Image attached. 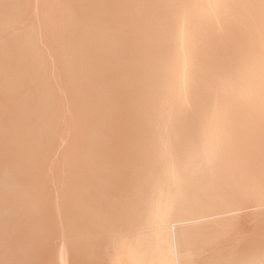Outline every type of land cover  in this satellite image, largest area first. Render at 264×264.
<instances>
[{
  "label": "bare ground",
  "instance_id": "obj_1",
  "mask_svg": "<svg viewBox=\"0 0 264 264\" xmlns=\"http://www.w3.org/2000/svg\"><path fill=\"white\" fill-rule=\"evenodd\" d=\"M157 1L0 0V264L82 262L77 258L82 257V253H78L80 244L72 241L74 232H70L69 235L73 233L71 236L67 234L64 219L68 223L75 216L80 217L87 209H83L82 204L88 197L78 195L80 201L68 200L66 188L72 182L68 187L66 183L70 180H67L69 174L66 177V173L72 165L81 170L101 157H104L103 161L108 158L112 166L116 163L115 166L119 164L123 168V171L118 168L117 172L122 171L121 174L115 172L120 175L116 181L140 180V183L136 180L138 189L127 187L131 190L126 192L128 195L124 193L135 201L139 192L136 227L131 224L132 229L127 230L130 228L128 224L125 226L127 231L122 227L124 231H118L111 239L108 237L106 250H101L107 257L102 258L103 253L99 255L102 264H184L188 261L196 264L198 256H202V264H264V0H174L173 3L165 0V19L162 14L163 19L159 18L160 25L164 20L161 27L164 31L159 37V32L155 33L158 38L155 43L151 24L156 20L151 19V12L159 7L161 1ZM229 10L233 14L223 18L224 12ZM211 19H215L221 31L223 28L227 30L228 24L230 31L234 32L232 40L237 39L238 34L245 39L240 50H234L235 64L228 71L209 68L221 77L216 78L219 82L209 81L211 85L207 87L208 82L203 85V79L199 77L209 65L202 63L205 56L204 50L199 48L198 37H201L197 30L200 28L198 24L204 20L213 25ZM208 53L205 52L206 58ZM156 58L157 62L161 58L164 60L158 63L161 66L155 62ZM206 58L204 61L208 62ZM217 74H209V77L215 79ZM225 74L232 75L227 77ZM203 105L207 108L201 114L197 110ZM191 120L201 125L204 123L198 144L195 143L197 139L192 140L197 137L191 134L193 127L190 132L186 131L187 135L183 131L185 137L191 134L190 141V137L183 139L184 135H180L181 125L191 127L194 123H190ZM142 121L148 126L157 123L158 127L152 126L153 135L149 133L152 129L145 124L143 126L149 130L140 128L141 131H134L136 125L142 127ZM118 123L122 126L117 127L116 142V131L109 126ZM107 128L110 131L103 136ZM109 132L114 135L115 147H112L115 143ZM144 133L150 135L147 139L154 137L157 140L156 149L154 142L153 148L151 144L140 145L138 137L141 140L140 134ZM196 134L200 136L198 131ZM127 142H131V146L126 145ZM192 142L198 146L194 149L185 147L181 153L182 145L191 143L192 146ZM178 144L180 152L176 149ZM123 158L126 161H121ZM123 162H129L130 168ZM94 175L98 180V175ZM203 177H209L208 183L215 186L216 195L211 194L214 199L209 198L208 193L213 191L212 185L210 187ZM103 181L100 183L105 184L107 180ZM111 190L105 192L111 195L108 202L111 205L107 203L110 211L119 203L120 194L118 192L117 202H114L116 196ZM180 203L188 205H184V210L190 209L185 211L186 215L180 212L185 215L183 218H175ZM133 204L127 206L133 208ZM123 211L121 213L126 214L127 211ZM113 212L110 217L106 216L107 219ZM123 217L116 219L119 221L116 226ZM239 224L250 225L244 232L246 235L251 232V236L249 233L248 238L247 235L234 243L238 238L231 242V246L223 248L219 239L239 237L243 232ZM109 227L106 226L107 231ZM99 228L95 229L96 233ZM102 230L106 232L105 228ZM112 231L109 230V235ZM83 236L78 238L81 240ZM89 237L94 241V235L92 239ZM92 245L89 249L93 252L98 245L93 246L94 249ZM213 245L222 249L218 251ZM99 249L102 248H98L97 253H100ZM244 249L251 257L236 259V250ZM210 250L216 255L209 254ZM211 255L214 258H210ZM91 257L96 259L98 254Z\"/></svg>",
  "mask_w": 264,
  "mask_h": 264
},
{
  "label": "rangeland",
  "instance_id": "obj_2",
  "mask_svg": "<svg viewBox=\"0 0 264 264\" xmlns=\"http://www.w3.org/2000/svg\"><path fill=\"white\" fill-rule=\"evenodd\" d=\"M158 1H159V2L161 1L162 3H161V2L159 3ZM158 1H157V2L159 3V7H160V8L157 6V7H158V9H157V7L155 6V7H156L155 10L153 9L152 12H151V16H152L151 19H152V20H156V21H154V23H152V24H151L149 21L147 22L148 24L153 25V26H152L153 29H151V31H154L153 35H154V38L156 39V40H154L155 43H156V41H158L157 35L155 36V33H156V32H157V33L159 32V33H158V37H159V36H160V33H162V32L164 31V30L161 28V27H163L164 20H163L162 25H160V24H159V18L161 17V14H162V17L165 19V16H164L163 13H164V12L166 13V10H165L166 6L163 5L164 3H166V2H163V1H165V0H158ZM172 1H174V0H171V2H172ZM171 2H170V3H171ZM175 2H176V0H175ZM175 2H174V3H175ZM172 3H173V2H172ZM160 4H162V5H160ZM161 6H162V7H161ZM162 8H163V9H162ZM145 9H146V6H145ZM159 11L162 12V13H159ZM149 12H150V9H149ZM157 12H158V13H157ZM226 13H227V14H226ZM228 13H229V14H228ZM146 14L148 15V12H147V11H146ZM155 14H157V15H155ZM158 14H159V15H158ZM232 14H233V13H232V11L230 12V10H229V11H225L222 17H223V18H225V17H230V15H232ZM224 15H226V16H224ZM228 15H229V16H228ZM153 17H155V19H154ZM162 17H161V18H162ZM156 18H158V19H156ZM163 18H162V19H163ZM148 20H149V19H148ZM157 20H158V23H157ZM209 21H210V20H209ZM211 21H213V25L211 24V22H208V20H207V21H205V20L203 21V23L205 22V23H204L205 25H203V23L200 22V23L198 24V25H200V26H198V27H200V28L197 30V32H198L197 35L201 37L200 39H199V37H198V43H200V46H201V47H199V48H201L202 50H204V51H203V53H204L203 55L205 56V57H204V60H205V58H206V54H205V52H206V53L209 52L208 54H209L210 56H212V57H210V56H208V54H207V58H206V59L208 60V62H206V61L203 60V62H202L203 65H204L205 63H208V65H209V66H207V64H205L207 67L204 68V69L206 70V69L208 68L207 70H209V68L211 67L210 70H212V71H217V70H220L221 68H222V69L225 68V69L228 71V69L231 68L230 66H234V64H235V63H234V60H235V58H234V57H235V51H236L237 49L240 50V47H241V45H242V42H243V38H244V36L242 37V36H240V35L238 34V35H237V39L232 40V39L234 38V34H233L234 32L232 33V32L230 31L231 28H230V26H229L228 24H227V28H228L227 30H228V31H227V30L224 31V28H223L222 31H221V30H220L221 28H219V26L217 25V22L215 21V19H213V20L211 19ZM214 21H215V22H214ZM206 22H207V23H206ZM155 23H156V24H155ZM208 23H210L211 25L208 24ZM201 24H202V25H201ZM215 24H216V26H214ZM146 25H147V24H146ZM206 25H208V27H207ZM225 25H226V24H225ZM159 26H160V27H159ZM205 26H206V27H205ZM212 26H213L214 28H212ZM201 27H202V28H201ZM204 27H205L206 29H204ZM215 27H217V28H215ZM157 28H158V30H157ZM159 28H160L162 31H160ZM209 28H212V29L209 30ZM201 29H202V30H201ZM214 29H215V30H214ZM216 29H217V30H220V31H216ZM156 30H157V31H156ZM208 30H209V31H208ZM211 30H212V31H211ZM207 31H208V32H207ZM197 32H196V33H197ZM200 32H201V33H200ZM203 32H204L205 34H204ZM214 32H216V34H215ZM217 32H218L220 35L217 34ZM220 32H221V33H220ZM199 33H200L201 35H200ZM209 33H210L211 36L209 35ZM213 33H214V34H213ZM224 34H226V35H224ZM230 34H231V35H230ZM203 35H205V36H203ZM215 35H216V36H215ZM217 35H219L220 38H219ZM221 35H223V36H221ZM244 35H245V34H244ZM213 36H214V37H213ZM230 36H231V38H230ZM207 37H208V38H207ZM209 37H210V38L213 37V38L211 39L212 41L209 40V39H210ZM240 37H242V38H240ZM227 38H228L229 41L227 40ZM203 39H204V40L206 39L205 42H204ZM214 39L216 40V42L214 41ZM217 39H218V40H217ZM219 39H220V40L222 39V40L220 41ZM244 39H245V38H244ZM199 40H200V42H199ZM208 40H209V41H208ZM223 40H224V44H223ZM225 40H227L228 42L225 41ZM238 40H239V41H238ZM241 40H242V41H241ZM206 41H208V42H206ZM233 41H234V42H233ZM201 42H202V43H201ZM203 42L206 43V44H204ZM209 42H210V43H209ZM213 42L215 43V45H214ZM218 42H219V43H218ZM226 42H227V43H226ZM236 42H238V43H240V44H238V43H236ZM217 43H218V44H217ZM201 44H202V45H201ZM207 44H210L212 47L209 46V45L207 46ZM216 44H217V45H216ZM222 44H223V45H222ZM237 44H238V45H237ZM220 45H221V46H220ZM227 45H228V46H227ZM204 46L207 47V48H205ZM215 46H217V47H215ZM226 46H227L228 48H227ZM233 46L236 47V48H234ZM213 47H214V48H213ZM224 47H225V48H224ZM237 47H239V48H237ZM203 48H204V49H203ZM216 48H217V49H216ZM218 48H219V49H218ZM220 48H221V49H220ZM222 48H223V49H222ZM229 48H230V50H228ZM154 49H155V48H154ZM207 49H208V50H207ZM209 49H210V50H209ZM205 50H206V51H205ZM216 50H217V52H215ZM221 50H222L223 53L221 52ZM225 50H226V51H225ZM227 50H228V51H227ZM231 50H232V51H231ZM234 50H235V51H234ZM154 52H155V51H154ZM212 52L215 54V56L213 55ZM225 52H226V53H225ZM229 52L231 53V55H229V54H230ZM211 53H212V55H211ZM217 53H219V54H217ZM217 55H218V56H217ZM227 56H228V57H227ZM155 57H156V56H155ZM216 57H218V58H216ZM219 57H220V58H219ZM231 57H232L233 59H232ZM215 58H216V59H215ZM223 58H224V59H223ZM226 58H227V60H226ZM213 59H215V60H213ZM217 59H218V60L220 59L219 62H217V61H218ZM199 60H200V59H199V57H198V61H199ZM211 60H212L213 62H212ZM231 60H233V62H232ZM163 61H164V60H162V58H161V60L158 59V62H157V58H156V61H155V62H156L157 64L160 62V64H161V63H163ZM222 61H223V63H222ZM229 61H231V62H229ZM211 62H212V63H211ZM226 62H228V63H226ZM224 63H225V64H224ZM229 63H230V64H229ZM157 64H156V65H157ZM198 64H199V62H198ZM232 64H233V65H232ZM158 65H159V64H158ZM200 65H201V64H200ZM210 65H211V66H210ZM159 66H161V65H159ZM212 66H213V67H212ZM218 66H219V67H218ZM221 66H222V67H221ZM228 66H229V67H228ZM202 67H203V66H202ZM199 68H200V70H201V67H199ZM219 68H220V69H219ZM215 69H216V70H215ZM202 70H203V69H202ZM202 70H201V71H202ZM205 70L202 71L203 77H201L202 74H201V76H199L200 78L203 79V80L200 79V81L202 80V82H204V84L202 83L203 85L206 86V82H208V83H207V87H210V86H209V85H211L210 82H213L214 80H216L217 82H219L218 79H216L218 76L221 77V75H219V73L217 74L216 72H212V71H210V70H209V71H207V70L205 71ZM204 72H205V73H204ZM206 72H207V73H206ZM210 72H211V73H210ZM212 73H216V74H217V76H215V79H214V76L209 77V74H211V75H216V74H212ZM205 74H207V75H205ZM199 75H200V73H199ZM211 75H210V76H211ZM225 75H227V74H225ZM228 75H229V74H228ZM228 75H227V77H228ZM230 75H232V74H230ZM230 75H229V76H230ZM204 76H205V77L208 76V77L205 78ZM211 78H213V80H212ZM206 79H207V81H205ZM211 80H212V81H211ZM209 81H210V82H209ZM214 82H215V81H214ZM214 82H213V83H214ZM155 83L157 84V79H156V78H155ZM213 83H212V84H213ZM156 84H155V85H156ZM153 85H154V84H153ZM206 89H207V88H206ZM205 92H206V91H205ZM199 95H201V94H199ZM200 97H201V96H200ZM203 97H204V95H203ZM205 97H206V96H205ZM201 99H202V98H201ZM206 99H207V97H206ZM204 100H205V98H204ZM206 101H208V100H206ZM206 101H204V102H206ZM205 105H206V104H205ZM205 105L199 107L197 111L200 112L201 114L204 113V112H205V109L207 108V106H205ZM202 108H203V110H201ZM201 111H204V112H201ZM121 115H122V114H121ZM195 116H196V115H195ZM142 120H143V119H142ZM192 121L194 122V120H191L190 123H192ZM143 122H144V121H142V123H141V122H140V123L142 124V127H144V128H142L141 125L139 124V125H136L135 128L133 127L134 131H135L136 129H140V128H141V129H145V128H147V127H145V126H148V125H147V122H146V121H145L146 123H145V122L143 123ZM197 122H198V121H195V122L193 123L195 126H193V124H191V125H190L191 127H187V125H185V124L183 125V124H182L181 126H182L183 128H180V130H181L180 135H181V134L184 135L185 133H186V135H187V134H189V133H187V132H190V131H191V132H192L191 134L197 135V137H195V138L192 139V140H193V141H194L195 139H197V140L199 139V140H200V137H201V130H202V127H204V123H203V125H201L200 122H198V123H197ZM143 124H145V126H143ZM118 125H119V123H118L117 125H114V126H116V127L113 126L114 128L111 127L112 125L109 126V128H112L111 130L115 129V131H116V133H115V137H116V138L114 137V139H115L116 142H117V140H118V137H117L118 135H116V134H118L119 128H121L122 123L120 124L121 126H118ZM154 125H155V126H154ZM198 125H199V126H198ZM200 125H201V126H200ZM138 126H139V128H138ZM152 126H154L153 128L158 127L156 122H154L153 124L151 123V124L148 126V128H149V129H152V130H149V129L147 128V129L149 130V133H150L151 131H154V129L152 128ZM197 126H198V127H197ZM117 127H119V128H117ZM184 127H186V128H184ZM192 127L194 128V130L192 129ZM196 127H197V129H195ZM60 128H61V127H60ZM190 128H191L192 130L189 131ZM198 128H199V129L201 128V129L198 130ZM116 129H118V130H116ZM141 129H140V131H141ZM183 129H184V130H183ZM108 131H110V130L107 128V131H106L107 133L104 134L103 136L108 135ZM136 131H137V130H136ZM183 131H184L185 133H184ZM186 131H187V132H186ZM197 131H198V133L200 134V136H199L198 134H196ZM182 132H183V133H182ZM111 133H112V132H109V134L112 136ZM146 133H148V132H146ZM146 133H144V135L140 134V135H141V140H139L140 137L137 136V137L139 138L138 141H140V143H141V144H140V143H139V144L142 145V146H143V145H144V146H145V145L148 146V145L151 144V145H150V147L152 146L151 148H153L154 145H155V149H156V146H157L158 142H155V141H157V140H155V138H154L153 136H151V137H153L154 140H152L153 138H152L151 140H150V139H147L148 136H149V138H150V135H151V134L153 135V132H151L150 135H149V134L146 135ZM155 134H156V133H155ZM191 134H190V135H191ZM110 135H109V136H110ZM182 135H181V136H182ZM190 135H188V136H186V137L189 138ZM113 136H114V135H113ZM113 136H112L111 139H113ZM130 136H131V135H130ZM142 136H145V137L143 138ZM146 136H147V137H146ZM184 137H185V135H184L183 137H181V138H183V139H188V138H186V137L184 138ZM122 138L125 139V140L127 139L126 136H123ZM109 139H110V138H109ZM114 139H113V141H114ZM120 139H121V137L119 136V141H121ZM129 139H131V140H129ZM129 139H128V140L132 142V138L129 137ZM144 139H145V140H144ZM146 139H147V140H150V141L147 142ZM183 139H182V140H183ZM190 139H191V137H190L188 140L190 141ZM136 140H137V138H136ZM188 140H187V141H188ZM192 140H191V141H192ZM197 140H196V141H197ZM199 140H198L197 142H195V141H194V142L198 144V143H199ZM115 141H114L115 144L112 143V145H113L112 147H115V146L117 145V143H116ZM143 141L145 142V144H143V143H144ZM183 141H184V140H183ZM185 141H186V140H185ZM131 142H129V143H131ZM149 142H150V143H149ZM153 142H154V143H153ZM129 143L127 142L126 145L129 144ZM147 143H148V144H147ZM152 143H153L154 145H152ZM155 143H157V144H155ZM195 143H194V145H193V142H192V146L190 145L191 143H187V144L184 143L185 146L181 144L182 147L178 144V147H177L176 149L178 150V149H179V146H180L181 149H179V150L182 151L181 153H183V152L186 150V148H187V149L189 148V146L192 147L193 149H194L196 146H198V145L195 144ZM124 145H125V144H124ZM186 145H187V146H186ZM110 146H111V145H110ZM129 146H131V145L129 144ZM185 147H186V148H185ZM192 148H189V149H192ZM179 150H178V151H179ZM180 151H179V152H180ZM105 159H106V158H105ZM125 159H126V158H125ZM125 159L123 158V160H121V161H124ZM100 160H101V161H100ZM103 160H104V157H101V158H98V159H97L96 163L93 162V163L95 164V167H94V164H92L91 162H90V163H91V165H93V167H92L91 165H89V167L87 166V168L84 167L85 169H84L83 167H81L82 169H84V172H82V171H83L82 169L80 170L79 166H77V165H74V166H73V165H72V167L75 168V170L71 167V169L68 170V172L66 173V177L68 176V174H69V177H70L71 179H72L74 176L76 177V178L74 177L72 180H71L69 177H67V180H68V179L70 180V181H67L68 183H66V184H68V185H67L68 187H69L70 182H72V184H70L71 186H70L69 188H66V190H67V195L69 194V195H68L69 198L67 197L68 200L71 201V199H72V201H75V200L77 199L76 202H78V201H80L78 195H80V196H82V197H85V194H86V197H88V198H87V201L85 202V204H84V203L82 204L83 207L81 206L83 209H85V208H87V209L83 210L84 215H83V213H81V214H80V217H79V216H75V219H74V220H75V222L77 221L76 223H74V222L71 223V221H74V220H71L70 222H68V223H69V224H68V223L66 222V220L64 219V221H65V222H64V223H65V224H64V225H65L64 227H66L65 230H66L67 227H68V230H66L67 234L69 235L70 232H74V235H75V236L72 235L73 233H71V235H72L71 239H72V241L74 242V244H76V245H77L78 243L80 244V245H78V249H79V250L77 249V250H78V253H82V254H84L85 251H86L87 249L91 252V253H89V251H86L87 254L90 256V257H88V258H87V254H84V255H82V254H81V255H80V254H77V256H78V255L82 256V257H77L78 260L82 261V262H80V264H88V263H89V264H90V263H91V264H94V262H98V264H102V261H100V260H102L103 257H104V258L107 257L106 254H105L106 252H104V251L106 250V246H107V244L109 243L108 241L111 239V237H112L113 235H115V234H116L118 231H120V230H121V231H122V230L124 231V229H125V231H127V230H129V229H132V228H131V224H132V225H133V224L135 225V226L133 225L132 227H136V224H137V215H136V214L138 213V210H137L138 208H137V207H139V200H138L139 198H137V197H138L139 192L136 194L137 197L134 198V199H137V200H135V201H133L131 198H129L130 196L126 197V195H125L124 193H126V192L128 193V192L131 190V189L128 190V188H133V189L135 188V189H138V184L140 183V180H138L139 178L136 179L137 181H139V183H138L136 180H135V181H131V180L126 181V180H128V179H126V180L124 179L123 183H122V180H120V181L117 180V181H116V179H118V177H120V175H118V174H116V173L121 174L122 171H123V170H122L123 168H122V167H119L120 165H119L118 163H117L118 166H117V165L115 166L116 163L113 164V166H112V163L110 162V160L107 161L108 158L106 159V161H103ZM81 161H82V160H81ZM102 161L105 162L106 165H104V164L102 163ZM125 161H126V160H125ZM152 162H153V161H152ZM152 162H151V163H152ZM100 163H101L102 165H101ZM108 163H109V165H108ZM110 163H111V164H110ZM113 163H114V162H113ZM123 163H124V162H123ZM124 164H126V165L129 164L128 167L130 168V163H129V162H125ZM99 165H100V166H99ZM110 166H111L112 168H111ZM76 167H77V169H76ZM90 167H92V168H90ZM101 167H102V169H101ZM105 167H108V168L110 167V168H109L110 170H107ZM78 168H79L80 171L78 170ZM93 168H95V169H93ZM99 168H100V169H99ZM118 168H119L120 170H122V171H121V172H117V171H118ZM121 168H122V169H121ZM89 169H91V170H89ZM103 169H104V170H107L109 173H110V171H111V174L109 175L108 172L104 171ZM115 169H116V171H115ZM126 169H127V168H126ZM72 170L75 171V172H73ZM76 170H78V173H77ZM86 170H87V171H86ZM93 170H94V171H93ZM97 170H101V172H102V173L104 172V174H101V172H100V171H97ZM120 170H119V171H120ZM70 171H71V172H70ZM88 171H89V173H88ZM92 171H93V172H92ZM125 171H126V170H125ZM127 171H128V169H127ZM79 172H80V176H81V178H80V176H79ZM94 172H95V173H94ZM96 172H97V173H96ZM98 172H99V173H98ZM115 172H116V173H115ZM144 172H145V171H144ZM43 173L45 174L46 172H44V170H43ZM74 173H77V174H74ZM81 173H82V174H81ZM85 173H86V174H85ZM106 173H107L108 175H106ZM112 173L115 174V175H113ZM44 174H43V176H44ZM83 174H84V175H83ZM88 174H89V175H88ZM94 174L98 175V176H97V177H98V180H97V178H96V176H95ZM100 174H101V175H104V176H102V177L100 178V176H101ZM70 175H71V176H70ZM76 175L78 176V179H77V176H76ZM82 175H83V178L85 177V178H84L85 180H86V177H88V178H87V179L89 180V181L87 180V181H88V186L86 185V182H87V181H84V179L82 178ZM112 175H113L114 177L111 178ZM89 176H91V177L93 176V178H91V177H89ZM106 176H109V177H110V181H111V180H112V181L109 182V178L107 179ZM115 176H116V177H115ZM79 178H80V180H79ZM90 178H91V179H90ZM104 178H106L105 180H107V181L104 180V181H105V184H104V183H100L101 181H103ZM204 178H205L206 181H207L206 183H207V184H210V187H211V185H212V189H213V187H215V186H214L213 184H211V183H208V179H209V177H207V178H206V177H203V180L205 181ZM74 179H75V180H74ZM95 179H96V180H95ZM99 179H100V180H99ZM76 180H79L80 182H79V181H76ZM93 180H94V181H93ZM75 181H76V182H75ZM90 181H93L92 184H90V183H91ZM97 181H99V182H98V183H95V182H97ZM104 181H103V182H104ZM73 182H75V184H73ZM82 182H83V183H82ZM108 182H109V183H108ZM120 182H121V183H120ZM77 183H79V184H81V185L79 186ZM116 183H117L118 185H117ZM125 183H128V184H125ZM133 183H134V185H133ZM135 183H137V184H135ZM83 184H84V185H83ZM93 184H94V185H93ZM100 184H102V185H100ZM107 184H108V185L110 184V186H108ZM121 184H122V185H121ZM123 184H124V185H123ZM131 184H132V185H131ZM90 185H91L92 187H90ZM103 185L105 186V189H103V188H104ZM119 185H120V186H119ZM128 185H129L130 187H129ZM136 185H137V186H136ZM67 186H66V187H67ZM76 186H77V187H76ZM86 186H87V188H86ZM95 186H97V188H95ZM99 186H100V187H99ZM111 186H114V187H115L114 189H116L117 192H116V190H114ZM133 186H135V187H133ZM206 186H207V185H206ZM71 187H72V188H71ZM74 187H75V189H73ZM79 187H80L81 190L78 191ZM82 187H83V188H82ZM101 187H102V188H101ZM107 187H108V188H107ZM127 187H128V188H127ZM210 187H207V188H208L209 190H212V189H210ZM88 188H89V189H88ZM100 188H101V189H100ZM111 188H112V190H111ZM119 188H120V189H119ZM70 189H71V190H70ZM72 189H73V190H72ZM82 189H83V190H86V191H87V189H88V191L85 192V193H83L84 191H83ZM98 189H99V190H98ZM118 189H119L120 191H119ZM124 189H126V191H125ZM94 190H95V191H94ZM100 190H101L102 192H101ZM110 190H111V193L114 195V197L116 196V198H114V202H117V197L119 196V203H118V204L116 203L117 205H115V209H113L112 211H110V210H109L110 207H108V204L111 205L110 203H108V202H110V200H111V195H109ZM121 190H122V191H121ZM70 191H71L72 194L70 193ZM80 191H81V192H80ZM103 191H104V193H103ZM107 191H109V192L105 194V192H107ZM145 191H147V189H146ZM73 192H75V193H73ZM93 192H96V194L93 193ZM97 192H98V193H97ZM99 192H100V194L102 193L103 196H101V195L99 194ZM115 192H116V193H115ZM118 192H119L120 194H118ZM122 192H123L124 195L122 194ZM131 192H132V191H131ZM213 192L215 193L216 191L213 189V191H212L211 193L208 192V193H209V196H210L211 194H212V195H216V193L214 194ZM78 193H79V194H78ZM82 193H83V194H82ZM92 193H93V194H92ZM111 193H110V194H111ZM127 193H126V194H127ZM75 194H76V195H75ZM89 194H90V196L92 195L91 198H90ZM94 194H95V195H94ZM97 194H99V195H97ZM117 194H118V196H117ZM104 195H105V196H104ZM107 195H109L110 197H108ZM127 195H128V194H127ZM212 195H211V197H209V198L214 199L215 196L212 197ZM71 196H72V197H71ZM93 196H94V197H93ZM95 196L97 197V199H96ZM122 196H123V197H122ZM99 197H100V198H99ZM124 197H125V198H124ZM94 198H95V199H94ZM103 198H108L109 201H108L107 199H103ZM109 198H110V199H109ZM209 198H208V199H209ZM78 199H79V200H78ZM92 199H93V201H95V202H93ZM98 199H99L101 202H100ZM120 199H121V200H120ZM122 199H123V200L126 199V200L123 202ZM129 199L131 200L130 202L128 201ZM96 200H98V201H96ZM102 200H104V202H105L106 204H105L104 202H102ZM105 200H107V201H105ZM115 200H116V201H115ZM120 201H121L122 203H121ZM127 201H128V202H127ZM137 201H138V203H137ZM89 202H90V204H88ZM97 202H98V203H97ZM135 202H136V203H135ZM142 202H144V201H142ZM94 203H95V204H94ZM99 203H100V204H99ZM101 203H102V204L104 203V204H103L104 206L101 205ZM107 203H108V204H107ZM123 203H124V204H123ZM133 203H134L135 205H134ZM86 204L88 205V207L86 206ZM125 204H126V206H125ZM127 204H129V206H131V204H133V208L135 207V208H134L135 210L133 211V210H132L133 208L127 206ZM180 204H181V203H180ZM94 205H96V206H94ZM97 205H99V206H97ZM100 205H101V207H103V209L100 207ZM121 205H122V206H121ZM137 205H138V206H137ZM184 205H185V206H188V205H186V204H184ZM184 205H183V203H182L181 205H179V208H178L179 210H177L179 213L183 211L182 213L185 214V211H188V209H190V208L187 207L186 210H184V209H185V206H184ZM90 206H92L93 208L90 207ZM180 206H182V207H180ZM183 206H184V208H183ZM89 207H90V208H89ZM104 207H105V208H104ZM106 207H107V208H106ZM118 207H119V208H118ZM121 207H123V208H121ZM125 207H126V208H127V207H128V208H132V209H126ZM189 207H190V206H189ZM191 207H192V206H191ZM91 208H92V209H91ZM94 208H95V209H94ZM136 208H137V209H136ZM180 208H181V209H180ZM197 208H199V207H197ZM101 209H102V210H101ZM104 209H105V210H104ZM107 209H108L111 213H109V212L107 211ZM182 209H183V210H182ZM194 209L197 210L196 207H195ZM118 210H119V211H118ZM123 210H125V211H123ZM128 210L131 211V212L133 211V212H135V213H133V212L131 213V212H129ZM136 210H137V211H136ZM180 210H181V211H180ZM84 211H85V212H84ZM86 211H87V212H86ZM91 211H92V212H91ZM94 211H95L96 213L98 212V214L94 213ZM102 211H103V213H102ZM105 211H106L108 214H106ZM113 211H115V212H113ZM117 211H118V212H117ZM121 211H123V213L127 211V212H126L127 215H126V214H122ZM199 211H200V210H199ZM88 212H89V214H88ZM112 212H113L112 217H114V218L111 217V218H108V219H107V217H110V214H112ZM136 212H137V213H136ZM197 212H198V211H197ZM85 213H87V214H85ZM115 213H117V215H119V216L117 217V215H115ZM128 213H129V214H128ZM130 213H131L132 215H131ZM179 213L176 214L175 218H176L177 216H178L177 218H183V216L186 215V214H185V215H182V213H180V214H179ZM91 214H92V216H90ZM103 214H104V215H103ZM178 214H179V215H178ZM88 215H89V216H88ZM108 215H109V216H108ZM122 215H124V217H123ZM130 215L132 216V218H131V217L129 218ZM133 215H134V216H133ZM180 215H181L182 217H181ZM85 216H86V217H85ZM93 216H94V217H93ZM95 216H96V217H95ZM104 216H105V217H104ZM106 216H107V217H106ZM135 216H136V217H135ZM87 217H89V218H87ZM91 217H93L95 220H93V218H91ZM115 217H116V218H115ZM119 217H120V218L123 217V220H122V219H121V220L124 221V222L120 221V223H118V226H116V225H117V222H119L118 220H120ZM125 217H126L127 219H126ZM133 217L136 218V219L134 218V220H136V223L134 222V220L132 221ZM81 218H82V219H81ZM83 218H84V223H83ZM104 218H105V219H104ZM117 218H118V220H116ZM128 218H129L130 220H128ZM109 219H110V220L112 219L113 221L111 220V221H112V222H111ZM124 219H125V220H124ZM90 220H91V221H90ZM102 220L105 221V223H104ZM78 221H79L80 225H79ZM108 221H109V222H108ZM114 221H115V222H114ZM127 221H129V222H127ZM130 221H132V222H134V223H132V222H130ZM81 222H82L83 224H81ZM93 222H94V223H93ZM96 222H98V224H97ZM102 222H103L104 224H101ZM106 222H107V223H106ZM125 222H127V225H125V224H126ZM90 223H91V224H90ZM99 223L102 225V229L105 228V230H106V226H107V227L110 226L109 228H107L108 231L106 230V232H103L104 230L100 229L101 227L99 226V225H100ZM108 223H110V225H109ZM123 223H124V226L122 225ZM67 224H68V225H67ZM70 224H71V226H70ZM73 224H74V225H73ZM75 224L77 225V227L75 226ZM87 224H88V225L90 224V225H89L88 227H87V226L85 227V225H87ZM95 224H96V225H95ZM106 224H107V225H106ZM114 224H115V225H114ZM128 224H129V226H128ZM244 224H245V223H244ZM244 224H239V225H238L239 227H242V229L240 228V229H241L240 231H243V232L240 234L241 238H240V236H239V237H238V236H237V237H232V236H230L229 238L227 237V238H225V239L222 238V239H219V242H220V240H222L220 243H222L223 245H222V244H220V245H221L223 248H224L225 246H228V245L231 246V244H233V243H231V242H234V241L237 240L238 238H239L238 241H235L234 243L239 242L243 237L245 238L247 235H248V236H247V238H248V237H249V233H250V236H251V234H252L251 232H247V235H246V233L244 232V229H245V228H249L248 226H250V225L246 224V225H247V226H246V225H244ZM66 225H67V226H66ZM112 225H113V226H112ZM69 226H70V229H69ZM78 226H79V228H78ZM93 226H95V227H97V228L100 227L99 229L102 230V231L99 230V231L96 233V230H95V229H97V228H95V227H93ZM114 226H115V227H114ZM125 226H128V227H130V228L125 227ZM243 226H244V228H243ZM73 227H74V228H73ZM84 227H85L86 229H85ZM91 227H93V228H91ZM116 227H118V228H116ZM122 227H124V229H123ZM81 228H82V230H79V229H81ZM114 228H115L117 231H115ZM127 228H128V229H127ZM262 228H263V227H262ZM74 229H75V231H74ZM76 229L79 230V233H78V231H77ZM87 229H88V230H87ZM112 229H113V231L111 232L112 235H111V233H110V235H109L108 232H109V230H112ZM126 229H127V230H126ZM83 230H85V231H83ZM90 230H91V231H90ZM92 230L96 233V235L92 232ZM97 230H98V229H97ZM68 231H69V232H68ZM263 231H264V230H263ZM81 232H83V233H81ZM87 232H88V233H87ZM89 232H90V234H89ZM91 232H92V233H91ZM100 232H103V233H100ZM85 233H87V234H85ZM99 233H100V234H99ZM104 233H106V234H104ZM107 233H108V235H107ZM244 233H245V234H244ZM79 234H80V235H79ZM82 234H83V235L85 234L86 237H87V235L89 234L88 237H89V236H90V237L92 236L91 238L89 237L90 239H92V238H93V235H94V241H95V242L97 241L98 243L100 242V244H97V242L95 243L93 240H89L88 237H87V239H86V237L83 236ZM262 234H263V232H262ZM71 235H69V236H71ZM98 235H100L99 237H100V239L102 238L103 241L100 240V239H98V238H99ZM103 235H104V237H103ZM105 235H106V236H105ZM263 235H264V234H263ZM78 236H79V238H81V237L83 236V238L85 237L86 240H84L83 238L80 240V239L78 238ZM95 236L98 237V238H96ZM73 237H75V239H73ZM76 237H77V238H76ZM106 237H107V238H108V237L110 238V239L108 238V240L106 239L107 242H106V240H105ZM232 238H235V239H232ZM244 238H243V239H244ZM77 239H78V240H77ZM95 239H96V240H95ZM223 239H224V240H223ZM227 239H228V240H227ZM76 240H77V241H76ZM79 240H80V241H83L84 243H83V242H80ZM104 240H105V241H104ZM226 240H227V241H226ZM230 240H232V241H230ZM75 241H76V242H75ZM78 241H79V242H78ZM85 241H87V243H88V244L86 243V246L88 245L89 247H88V246H87V247L84 246V245H85ZM90 241H91V243H89ZM223 241H224V242H223ZM228 241H229V242H228ZM102 242H103V243H102ZM226 242H228V243H226ZM93 243L96 244V246H97V245H98V246L96 247L95 245H92ZM106 243H107V244H106ZM102 244L105 245L104 248L102 247V246H103ZM214 244H215V243H214ZM218 244H219V243H218ZM218 244H216V245H218ZM225 244H226V245H225ZM263 244H264V239H263ZM90 245H92L91 248H92L93 246H95L97 249H94V247H93L94 250L92 249V250H93V252H92L91 249H89V248H90ZM99 245H100V246H99ZM220 245H218V247H219ZM79 246H81V247L79 248ZM83 246H84V247H83ZM213 247H214V248L216 247V249H218V251L222 249V247H221V248H218L217 246H214V245H213ZM213 247H212V251H214V252L216 251V253H217V250H216V249H213ZM83 248H84V251H82ZM98 248H102V249H99V250H100V253H99V252L97 253V251H96V250H98ZM225 248H226V247H225ZM80 249H81V250H80ZM101 250H104V251L101 252ZM223 250H224V249H223ZM223 250H222V251H223ZM225 250H226V249H225ZM262 250H264V248H263ZM79 251H80V252H79ZM95 251H96V252H95ZM212 251L210 250V253H209V254H214ZM236 252H237V253H236ZM236 252H235V254H234V256H235L236 259H237V258H240V257H241L242 259H244L245 257H246V258L251 257V256H250L251 254H249V252H248L246 249H244L243 251L236 250ZM241 252H242V253H241ZM247 252H248V253H247ZM263 252H264V251H263ZM92 253H93V255L98 254V257H99V258L96 257V259H95L94 257H91V256H93ZM94 253H95V254H94ZM102 253H103V254H102ZM101 254H102V255H101ZM104 254H105V255H104ZM99 255H101L102 258H100L101 256H99ZM103 255H104V256H103ZM215 255H216V254H214L213 256H215ZM243 255H244V256H243ZM185 256H188V254L186 253ZM213 256L211 255L210 258H214ZM84 257H85V258H84ZM227 257H228V256H226V257H224V258H227ZM86 258H87V259H86ZM90 258H91V259H90ZM92 258H94L95 260L92 259ZM75 259H76V257H75ZM83 259H85V260H83ZM89 259H90L91 261H90ZM99 259H100V260H99ZM196 259H197V261H195L196 264H202V262H203V261H202V256H198ZM200 259H201V260H200ZM88 260H89V261H88ZM92 260H94V261H92ZM97 260H99V261H97ZM186 260H187V259H186ZM83 261H84V262H83ZM87 262H88V263H87ZM99 262H101V263H99ZM184 262H187V261H184ZM188 262H189V261H188ZM188 262H187V263H184V264H189ZM198 262H199V263H198ZM45 263H46V262H44L43 264H45ZM203 263H204V262H203ZM46 264H48V262H47ZM49 264H50V263H49ZM95 264H97V263H95ZM190 264H191V263H190ZM193 264H194V263H193Z\"/></svg>",
  "mask_w": 264,
  "mask_h": 264
}]
</instances>
